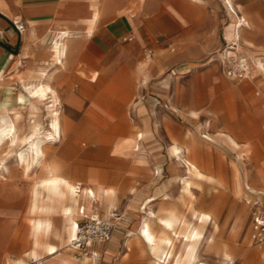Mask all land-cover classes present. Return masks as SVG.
Returning <instances> with one entry per match:
<instances>
[{
	"label": "rangeland",
	"instance_id": "1",
	"mask_svg": "<svg viewBox=\"0 0 264 264\" xmlns=\"http://www.w3.org/2000/svg\"><path fill=\"white\" fill-rule=\"evenodd\" d=\"M233 3L238 14L250 23L240 33L242 45L248 43L264 63V0H233ZM220 6V41L209 43V50L190 59L176 57L178 46L166 44L169 58L160 75H154L155 66L149 64L152 60L162 62L163 56L161 53L158 56L152 46H143L132 67L134 74L132 70L125 72L122 99L117 101V106L107 101L106 105L80 104L68 108L63 106V94L59 93L60 136L44 142L43 163L49 162L57 174L72 184L105 187L110 194L103 202L92 208L82 205L76 214L80 210L85 214L91 212L116 224L111 240L91 243L87 255L74 248L72 241L64 243L61 253H68L75 260L85 259L91 255L94 244H107L117 233L121 246L134 238L140 256L153 264L154 259L146 256L144 242L134 234L147 206L160 217L187 216L185 205L192 202L197 210L209 213L214 220V225H201L203 235L211 240L203 239L200 243V261L224 264L222 253L227 251L232 264H264V244L253 245L249 240L251 211L256 202L264 203V79L262 71H254L253 67L252 79L234 80L225 76L224 56L235 42L228 35V19ZM254 13L255 21L250 19ZM249 53L245 55L252 63ZM147 70L150 79L143 82L139 74ZM239 88L243 91L231 90ZM171 103L177 110L172 109ZM52 107L38 112L37 119L44 125L42 132L48 126L47 110ZM72 113H84L92 120H99L64 122L65 116ZM137 131H145L150 137L137 145ZM171 141L178 143L181 157L182 147H194V157L199 159L206 175L194 181L190 199L180 191L179 175L171 174L172 157L168 151ZM0 159L6 165V169L0 170V181L46 175L42 165L37 167V172L25 174L15 160L14 151L6 144L0 147ZM150 198L153 199L148 201ZM2 205L6 204L0 202ZM8 205L23 209L25 214L29 211V204L23 202ZM74 218L79 219L77 215ZM240 218L241 227L233 232L231 227ZM153 227L158 236L170 235L171 231L157 222L153 221ZM252 250L258 253H250Z\"/></svg>",
	"mask_w": 264,
	"mask_h": 264
},
{
	"label": "crops",
	"instance_id": "2",
	"mask_svg": "<svg viewBox=\"0 0 264 264\" xmlns=\"http://www.w3.org/2000/svg\"><path fill=\"white\" fill-rule=\"evenodd\" d=\"M220 5L218 0H0V105H5L15 93L13 88L20 91L23 84L45 80L58 96L63 94V106L68 108L80 104L106 105L107 101L115 107L122 99L125 72L132 70L134 74L132 67L143 46L148 44L158 56H163L162 62L152 60L149 64L155 66L153 74L160 75L169 58L166 44L178 46L176 57L190 59L209 50V43L220 41ZM256 17L255 13L250 15L254 21ZM63 27L69 34L60 38L59 29ZM60 39L65 49L58 61L51 56L50 48ZM236 54L245 55L231 50L224 56L225 61ZM148 72L138 73L143 82L149 81ZM7 88L11 91L6 92ZM98 120L84 113H72L63 121ZM193 148L182 147L181 151L186 152L182 156L190 155L201 165ZM32 170L37 172V168ZM40 178L0 181V202L6 204L0 206V264H64L63 258L75 264H148L140 256L134 238L121 246L117 233L107 244H94L91 255L85 259L75 260L68 253H61L66 241L56 252L47 251V245L54 243L47 237L51 230L47 226L31 227L33 220L55 219L46 210L49 196ZM12 202L29 204V211L25 214L23 209L11 208L8 204ZM33 202L37 204L35 210L31 209ZM76 215L78 223L87 214L80 210ZM134 234L144 242L146 256L154 258L147 242Z\"/></svg>",
	"mask_w": 264,
	"mask_h": 264
},
{
	"label": "bare ground",
	"instance_id": "3",
	"mask_svg": "<svg viewBox=\"0 0 264 264\" xmlns=\"http://www.w3.org/2000/svg\"><path fill=\"white\" fill-rule=\"evenodd\" d=\"M220 2L228 19L227 30L233 37L235 50L242 51L244 54L250 52L249 56L252 59L254 71L255 69L260 70L262 75H264V63L261 57L252 51L248 43H246L247 46L244 44L245 47L240 41V33L245 27H249V21L243 15L238 14L233 0H220ZM95 13L97 12L95 11ZM87 31L89 32L90 28H87ZM59 32L60 38L69 34L64 27L60 28ZM64 49V42L61 39L57 40L50 48V54L55 60L60 61L61 55L64 54ZM8 90L10 89L7 88L6 92ZM59 103V96L50 84L45 80H39L23 84L22 89L12 93L5 105H0V147L6 144L9 146L10 151H14L15 160L23 167L22 170L25 174L41 165L46 172V175L40 178V183L47 190L49 196V206L46 210L49 216H55V219L53 221L51 219H46L47 221L33 220L31 227L38 229L41 226H47L51 230V235L47 237L52 238L54 243H49L46 247L47 251L51 253L56 252L64 241L67 243L72 241L71 244L74 246L73 239L77 238L79 229L74 216L79 208L82 205L92 208L95 204L103 202L110 194L105 187L98 184L83 186L82 188L80 186V189H77L76 184H72L69 179L57 174L49 162L43 163L45 155L44 142L55 140L56 137L60 136ZM8 104L10 106H6ZM47 106L53 107L47 110L48 126L42 132L41 129L44 125L37 117L39 110ZM171 107L173 110H177L172 103ZM191 112L196 113L195 111ZM203 136L209 139L207 134ZM147 138L149 136L146 135L145 131H138L135 136L137 145L141 140L143 141ZM168 151L172 157L170 164L171 174L179 175L180 191H183L184 196L190 199L193 196L192 184L195 180L203 179L206 175L201 170V165L192 159L190 155L180 156L179 146L175 141L169 143ZM1 169H6L2 159H0ZM247 186L249 187L248 184ZM152 199L150 198L148 201ZM36 207L37 204L33 202L31 209L35 210ZM185 207L187 216L170 215L168 217H160L158 212L151 209L148 205L147 210L141 216L136 233L147 242L151 252H153V264H205L199 259L198 247L203 239L210 241L211 238L203 235L201 225L204 223L214 225V220L209 213L197 210L192 202H188ZM90 215L94 214L87 212V216ZM153 221L162 225L166 230L171 231L170 235L158 236L154 230ZM241 223L240 218L237 224L232 225V231H238ZM250 253L256 254L258 250H252ZM222 257L225 260L224 264L233 263L227 251L222 253ZM61 261L64 264H75L70 259L63 258Z\"/></svg>",
	"mask_w": 264,
	"mask_h": 264
},
{
	"label": "built area",
	"instance_id": "4",
	"mask_svg": "<svg viewBox=\"0 0 264 264\" xmlns=\"http://www.w3.org/2000/svg\"><path fill=\"white\" fill-rule=\"evenodd\" d=\"M16 24V23H15ZM19 30L21 25H17ZM235 45L231 44L226 52L235 50ZM228 55V53H226ZM227 57V56H226ZM223 72L226 77L234 80L252 79V63L246 55L236 54L226 58ZM264 185V184H263ZM80 184H76L79 189ZM78 236L74 240V248L80 250L84 255L89 253L88 248L93 242H108L112 238L115 223L103 219L98 214L83 216L77 223ZM249 240L253 245L264 244V203L259 205L257 202L251 211L249 227Z\"/></svg>",
	"mask_w": 264,
	"mask_h": 264
}]
</instances>
